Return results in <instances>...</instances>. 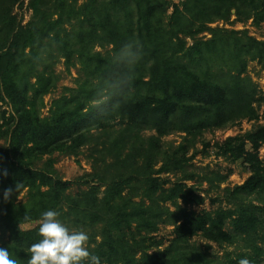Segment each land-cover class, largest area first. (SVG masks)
Listing matches in <instances>:
<instances>
[{
	"label": "trees",
	"instance_id": "trees-1",
	"mask_svg": "<svg viewBox=\"0 0 264 264\" xmlns=\"http://www.w3.org/2000/svg\"><path fill=\"white\" fill-rule=\"evenodd\" d=\"M31 5L33 17L25 30H15L9 13L0 21L7 28H0V35L5 31L0 36V138L8 141L0 152V247L17 264H28V249L41 237L38 226H21L55 210L67 225L99 228V241L93 239L89 251L100 264H238L244 258L261 264L264 160L258 151L264 146V125L219 146L221 156L243 161L250 173L243 184L224 189L226 208L187 209L205 199L185 182L198 178L186 174L187 166L194 157L190 150L205 132L259 118L256 104L264 96L247 66H264V42L209 25L232 13L239 22L264 25V0H53L50 12L35 1ZM205 32L210 39H197ZM130 41H139L141 55L124 85L128 69L113 53ZM96 46L111 50L102 54ZM51 50L67 69L78 65L80 73L76 88L53 100L49 117L43 118V98L58 78L38 67ZM3 103L11 108L8 117ZM147 130L155 134L143 136ZM172 133L182 134V142L164 151L162 138ZM87 146L92 147V172L86 191L67 194L69 182L55 176L50 160L35 167L45 155L75 156ZM178 173L182 179L166 188L169 181L160 175ZM201 180L214 185L211 176ZM17 183L20 191L5 201L4 190ZM24 190L27 200L18 203ZM161 225L173 227V238L149 254L160 246L154 234ZM194 237L235 251L217 258L209 245L192 242Z\"/></svg>",
	"mask_w": 264,
	"mask_h": 264
},
{
	"label": "rangeland",
	"instance_id": "rangeland-1",
	"mask_svg": "<svg viewBox=\"0 0 264 264\" xmlns=\"http://www.w3.org/2000/svg\"><path fill=\"white\" fill-rule=\"evenodd\" d=\"M35 1L42 10L49 11L53 5V0H0V21L5 13H9L10 16L15 18V30L28 28L32 21L33 10L31 2ZM173 4H179L180 0H167ZM81 3V2H80ZM172 9L169 8L167 11V17L171 14ZM7 30L3 23H0V28ZM210 28L224 29L235 32H246L249 36L254 37L259 41L264 42V25H254L251 20L246 22H239L235 16L232 15L226 21H217L209 25ZM4 32L0 35L4 36ZM211 35L209 32L200 34L197 39L207 40L210 39ZM187 45H192L193 41L190 38L186 39ZM111 47H95V51L106 54L110 52ZM47 59L42 65L38 67V71L45 68L47 71H52L58 78L56 87L46 96H44V106L40 112L41 117L47 118L50 115V106L53 100L68 95L69 90L76 88V81L80 73L79 66L75 65L70 69H67L64 63V59L57 54V52L51 50L50 53L45 54ZM1 66H3L1 64ZM247 74L252 81L257 85L259 91L264 96V66L256 63L249 62L247 66ZM259 118L257 121H242L235 127L228 128L225 130H214L205 132L196 143L195 147L190 150L189 156L194 154L193 160L190 161L187 166L186 174H193L195 178L193 181H186L187 186H195L197 193L202 196L205 201L200 206H188L187 209L201 213L202 211L213 212L218 208H226L227 205L223 200L224 189L233 188L241 185L250 176L248 167L243 161H231L220 155L219 146L228 138L234 137L240 134H244L253 130L259 125H264V102L256 104ZM2 111L6 112V117L11 114V108L3 103ZM155 132L147 130L143 132V136L148 137L154 135ZM183 135L180 133H172L162 138V147L164 151H170L182 142ZM6 137L0 138V152L7 147ZM92 147H83L75 156L66 155L58 152H54L50 155H45L40 161L35 164L36 168H42L45 163L50 160L53 163V171L56 177L62 181L69 182L67 194L75 195L79 192L88 190L90 187V181L88 175L91 174V162L90 158ZM259 158L264 160V146L258 151ZM204 176H211L214 181V185L209 187L207 183L202 182ZM160 177L163 180H168L169 184L166 188L171 187L177 181H180L183 174H161ZM225 177L226 180L222 184H218V180ZM102 191V190H101ZM18 203H25L27 200V190L22 191L17 198ZM167 206L170 207L169 204ZM172 209V207H170ZM61 222V221H60ZM69 232L82 231L89 236L88 245L89 248L93 246V239L99 241L96 235L99 232V228H75L70 225L61 222ZM38 226L37 222L22 225L21 228L24 230L31 229ZM227 228H230L228 224ZM173 227L168 225H161L159 230L154 234L155 240L160 241V246L151 247L148 251L149 254L163 250L169 241L173 238L172 236ZM264 230V229H263ZM192 242L205 248L207 245L210 246L209 252L217 257L221 258L226 252H234V246L217 245L215 243L207 242L200 237H194ZM261 264H264V258L261 260Z\"/></svg>",
	"mask_w": 264,
	"mask_h": 264
},
{
	"label": "clouds",
	"instance_id": "clouds-1",
	"mask_svg": "<svg viewBox=\"0 0 264 264\" xmlns=\"http://www.w3.org/2000/svg\"><path fill=\"white\" fill-rule=\"evenodd\" d=\"M141 47L139 41H130L113 53V57L128 69L124 85H128L133 78L132 69L140 59ZM21 187L17 183L15 188L5 189L4 200L7 201L13 193L18 194ZM59 215L55 210H47L41 214L37 222L38 236L41 239L28 249V264H83L84 261L88 264H100L99 257L89 251V236L82 231L69 232L59 221ZM0 264H17V260L10 258L7 248L0 247ZM238 264H250V261L244 258Z\"/></svg>",
	"mask_w": 264,
	"mask_h": 264
}]
</instances>
